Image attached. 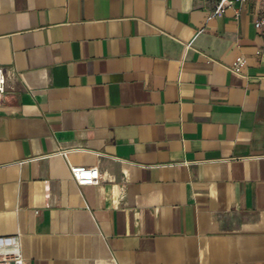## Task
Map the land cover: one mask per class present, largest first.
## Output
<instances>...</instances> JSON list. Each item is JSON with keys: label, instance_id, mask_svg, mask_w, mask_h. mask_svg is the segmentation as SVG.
Returning <instances> with one entry per match:
<instances>
[{"label": "crops", "instance_id": "0c3cea01", "mask_svg": "<svg viewBox=\"0 0 264 264\" xmlns=\"http://www.w3.org/2000/svg\"><path fill=\"white\" fill-rule=\"evenodd\" d=\"M216 2L0 0V240L24 264H264L262 3Z\"/></svg>", "mask_w": 264, "mask_h": 264}, {"label": "built area", "instance_id": "2783aa9c", "mask_svg": "<svg viewBox=\"0 0 264 264\" xmlns=\"http://www.w3.org/2000/svg\"><path fill=\"white\" fill-rule=\"evenodd\" d=\"M243 1L245 0H217L213 14L221 15L225 12L226 8ZM261 3L262 9L259 18L255 22V27L262 31L264 30V0H261ZM244 64L245 59L240 57L233 64L232 70L239 72ZM5 86L6 76L2 68H0V106L5 93ZM63 155L66 156V152H63ZM68 167L71 178L78 186L96 185L100 181L101 174L96 166H77L68 162ZM0 264H24V257L17 237L0 240Z\"/></svg>", "mask_w": 264, "mask_h": 264}]
</instances>
